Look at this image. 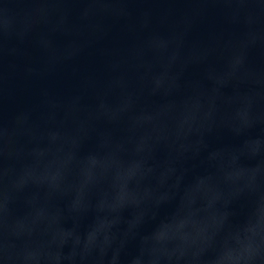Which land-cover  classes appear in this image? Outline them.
<instances>
[{"label": "water", "instance_id": "water-1", "mask_svg": "<svg viewBox=\"0 0 264 264\" xmlns=\"http://www.w3.org/2000/svg\"><path fill=\"white\" fill-rule=\"evenodd\" d=\"M0 264H264V0H0Z\"/></svg>", "mask_w": 264, "mask_h": 264}]
</instances>
